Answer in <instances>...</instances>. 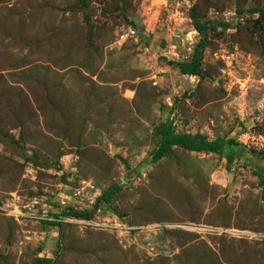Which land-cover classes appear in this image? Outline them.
<instances>
[{
	"label": "rangeland",
	"instance_id": "rangeland-1",
	"mask_svg": "<svg viewBox=\"0 0 264 264\" xmlns=\"http://www.w3.org/2000/svg\"><path fill=\"white\" fill-rule=\"evenodd\" d=\"M261 9L0 0V264H264ZM194 20L211 25L197 77L176 67L200 38ZM167 122L234 144L154 162ZM33 199L44 219L24 217Z\"/></svg>",
	"mask_w": 264,
	"mask_h": 264
},
{
	"label": "trees",
	"instance_id": "trees-1",
	"mask_svg": "<svg viewBox=\"0 0 264 264\" xmlns=\"http://www.w3.org/2000/svg\"><path fill=\"white\" fill-rule=\"evenodd\" d=\"M264 10L261 9L260 13H263ZM210 22H200L198 20H194L192 27L194 31L200 36L197 44L195 45L193 52L189 61H181L176 64L179 72L182 75L188 76H200L201 70V60L203 49L206 46V40L204 37L205 31L208 27H211ZM225 22H220L219 26H226ZM160 144L162 146L167 147V151L156 150L152 155V161L156 162L166 155H170L171 147L180 146L184 149L190 151H207L215 154H222L227 148L234 144L233 139L223 140V139H214V140H206L202 136H188L184 134H175L172 129L171 122H167L166 128L161 130L160 132ZM232 154H226V160L228 163L232 160ZM119 190V186L113 184L106 188L101 196L100 200L103 203H107L111 200V198L117 193ZM71 215L77 219L89 220L92 217V212L90 211H72ZM48 224L57 226L59 222H48ZM52 260L50 258H37L33 264H52Z\"/></svg>",
	"mask_w": 264,
	"mask_h": 264
},
{
	"label": "built area",
	"instance_id": "built-area-1",
	"mask_svg": "<svg viewBox=\"0 0 264 264\" xmlns=\"http://www.w3.org/2000/svg\"><path fill=\"white\" fill-rule=\"evenodd\" d=\"M11 201H13V199H11ZM6 207H8L7 205H5ZM25 207V208H24ZM23 207V209H25L24 211H26L25 212V216L24 217H27V216H32L33 218H38L39 220H41L40 218H42V219H44L45 217H46V214H45V212L44 211H42V206H41V203L39 202V201H37L36 199H33V200H31L28 204H26L25 206ZM37 207L38 208H40L41 209V212H43V214H42V216L41 217H38L37 216ZM36 208V216L35 215H32L31 213H33V212H31V211H33V209H35ZM47 221H49V222H58L59 221V219H57V218H48V220Z\"/></svg>",
	"mask_w": 264,
	"mask_h": 264
}]
</instances>
